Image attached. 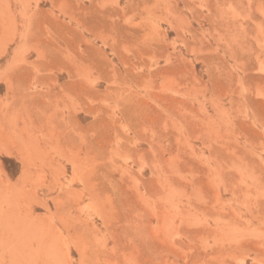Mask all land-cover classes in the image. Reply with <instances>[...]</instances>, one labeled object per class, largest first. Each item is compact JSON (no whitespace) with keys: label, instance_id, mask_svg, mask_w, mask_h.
<instances>
[{"label":"rangeland","instance_id":"374dc122","mask_svg":"<svg viewBox=\"0 0 264 264\" xmlns=\"http://www.w3.org/2000/svg\"><path fill=\"white\" fill-rule=\"evenodd\" d=\"M0 264H264V0H0Z\"/></svg>","mask_w":264,"mask_h":264}]
</instances>
